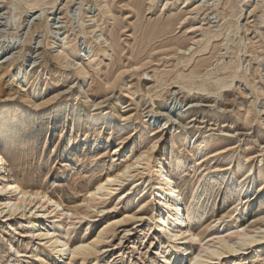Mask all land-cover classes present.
Listing matches in <instances>:
<instances>
[{
	"label": "rangeland",
	"instance_id": "obj_1",
	"mask_svg": "<svg viewBox=\"0 0 264 264\" xmlns=\"http://www.w3.org/2000/svg\"><path fill=\"white\" fill-rule=\"evenodd\" d=\"M51 1L44 0L48 4L36 13L25 8L20 14L16 6L9 4L11 0H0V74L7 71L8 60L16 57L14 68L26 64L31 70L37 65L31 70L36 74L29 76L30 83L25 87L6 76L0 77V109L4 111L21 102L19 112L34 115L25 122L28 129L7 140L1 151L13 167L12 173L19 174L27 185L44 187L62 198L64 206L72 207L66 217H75L77 209L89 213L81 222L73 220L77 225L71 227L66 238L91 242L108 226L106 221L116 223L94 255L84 259L71 255V248L64 264H166L165 242L156 233L155 220L148 219L159 208L157 194L153 197L149 190L151 184L144 191L150 181L149 167L137 166L139 171L106 203L91 209L84 200L90 185L104 177L107 170L133 161L152 144H157L153 154L167 149L174 159H184V169L176 179L186 193L190 209L199 201L206 204L210 200L206 211L193 224L204 231L201 238L216 236L232 226L236 229L258 208L257 201L261 204L264 200V193L260 198H255L258 193L255 197L252 194L264 181V177H258L259 166L264 162V0H57L49 4ZM39 19L47 20V26L23 43ZM19 20H25L20 29L16 25ZM231 23L235 25L230 27ZM204 30H220L207 49H203ZM51 31L56 33L52 35ZM52 36L63 38L53 49L51 44L47 45L53 41ZM66 38L73 48H78L77 54L64 44ZM112 44L114 49L104 56L101 48ZM64 51L69 57L57 60L55 56H64ZM77 62L86 69L82 79H77ZM68 63L70 66L66 67ZM199 63L203 64L198 66ZM236 64L242 66L237 73L247 77L235 79L228 89H219L215 77H229ZM223 66L227 68L221 69ZM197 67V78L186 80L205 83L210 91L189 90L180 84L181 78H176L177 73L189 75ZM162 73L166 79L157 81L156 75ZM81 83L85 87L81 88ZM37 86L45 89L43 98L58 93L67 98L33 113L34 105L27 100H34ZM150 89L155 93L152 96L148 95ZM166 99L168 107L163 109L161 103ZM116 101L120 102V109ZM95 102L101 104L94 105ZM96 108H100L97 113L104 112V121L122 122L131 117L138 123L118 131L107 123L94 126L87 113ZM180 108L187 111L181 117L177 115ZM152 109L154 112H149ZM71 110H75V118L66 119ZM175 114V122L162 131L168 116ZM179 119H184L183 125L177 123ZM86 129L88 133H84ZM169 138H173V144L168 145ZM121 140L127 142L128 148L124 154L112 157V148ZM250 161L258 170L251 176L256 181H248L247 193L229 191L233 184L243 180L238 165ZM132 180H138L135 188L120 195ZM210 185L218 188L208 194L201 191ZM144 197H149L150 204L137 210ZM98 207L106 209L97 212ZM241 207L236 220V209ZM132 213L137 217H130ZM222 215L226 221L221 229L206 228L209 221ZM51 221L44 216L41 223L55 229ZM25 230L27 226L21 219L10 221L0 216V264L51 261L46 242ZM198 244L199 241L195 245ZM187 263L185 260L183 264ZM211 264H264V248L256 253L224 255Z\"/></svg>",
	"mask_w": 264,
	"mask_h": 264
},
{
	"label": "bare ground",
	"instance_id": "obj_2",
	"mask_svg": "<svg viewBox=\"0 0 264 264\" xmlns=\"http://www.w3.org/2000/svg\"><path fill=\"white\" fill-rule=\"evenodd\" d=\"M56 1L57 0H52L51 2H49V4H55ZM9 4L16 6L21 11L20 14H22L25 8H28L33 13H36L38 11V8H41V6L48 3H45L44 0H11V3ZM232 12L233 10H231L229 14L230 15L233 14ZM24 21L22 22L20 20L19 22L17 21L16 23L17 28L20 29L24 25L23 24ZM46 21L44 19L38 22L35 21L31 27L32 28L31 34H29V36H27V38L24 39L23 43L28 42L29 39L31 40L33 38V34L39 28L42 29L41 27H43L48 23ZM27 25L28 24H26L25 28L27 27ZM234 25H235L234 23H231L230 27H233ZM49 30L50 27L48 31ZM218 31L217 32H213L211 30L203 31V38H202V42L204 45V46L202 45L204 47L203 49H207L211 41L220 35ZM55 33H56L55 31H51L52 35H54ZM51 38H54L51 39L53 41H48L47 39H45L46 41L49 42V43L46 42V44L47 43H48L47 45L51 44V47L56 43L60 45V42L63 41L61 40L63 38L56 39L55 36L54 37L52 36ZM64 41H65L64 44L67 45V48L73 54L78 53L79 51L78 48H73L68 43L67 38ZM58 45L57 47H59ZM243 45L244 43L239 45L240 53L242 52ZM114 47L115 46L112 44V45H107L104 48H101L102 54L104 56H109L110 52H112L111 50L114 49ZM53 48H55V46H53L51 49ZM55 57L57 60L67 59L69 57V54L66 53L64 56L57 55ZM17 60H18L17 57L15 58V60H11V61L8 60L9 64L5 67L7 71L5 73L3 72L4 74H0L1 75L0 77L6 76L9 78V81L15 82L17 83V85L19 84L25 87L27 84L30 83L29 76L36 74V73L32 74L31 70L36 69L37 65L33 66L31 70L28 69L29 65L26 66V64H20L17 68H14V63ZM69 63L66 67L70 66ZM188 63L189 62H186V64ZM202 64L203 63H199L198 66H201ZM76 65H78V67H76L77 79H82L83 75L86 73V69L79 62H77ZM241 67L242 66L240 64H236L234 67H232L234 68V71L233 74L230 75L229 77L216 76L215 85L218 86V88L221 90L228 89L232 86L235 79L237 78L242 79L247 77V75L244 73L242 74L237 73ZM198 68L199 67L195 68L189 75H185L183 72L177 73L176 78L178 77L181 78L183 81H181L180 84L189 90H193L194 88H197L198 90L201 91H210L211 89L205 83H196L190 81L191 79L197 78V75L200 74ZM225 68H227V66H223L221 69H225ZM230 77L232 78V81L229 80ZM209 78L213 79V77L211 76ZM156 79L157 81H160V80H165L166 78L164 76V73H162L156 75ZM186 79H190V80L187 81ZM79 86L82 88L84 86V83H81V85ZM44 92L45 89H40L37 86L34 92V100L33 101L27 100L29 104L34 105L35 109L33 110L34 111L33 113L37 112L41 107H50L56 104L58 101L67 98V95H62L58 93L54 97L48 96L49 98L46 99L45 97L47 96H45L44 98L42 97V94ZM152 92L153 90L150 89L148 91V95L152 96L155 94V93L153 94ZM100 104L101 103H97V102L94 103V105H100ZM115 104L119 109L122 107L119 101H116ZM167 104H168V100L166 99L161 103V108L166 109L168 107ZM21 107H22L21 102H18L11 106H8L6 110L4 109V111L2 110V108L0 109L1 111L0 112V216L8 218L10 219V221L21 219L22 224L24 226H27V230H25L26 234L32 236L36 235L40 238L41 242H46L47 250L50 252L51 255L50 262L48 260L47 261L44 260L46 262H49L47 264L66 263L65 260L71 254V252H69L71 248H74L71 249L73 250V254L71 255H77L83 257L84 259L85 258L87 259V257L89 258L91 255H94V251H96L101 241H103L104 238L107 237L106 235L113 232L114 227H116L115 225L116 223L108 224V222L106 221L105 225L108 226H106L104 230L101 233H99L98 236L95 239H93V241L91 242L88 241L76 242L73 240L74 238L73 239L66 238L68 232L72 230L71 227L74 224H76L73 220L78 219L81 222L82 218L84 219L85 216L87 217L89 213L85 214L77 209L76 213H73L75 217L73 218L66 217L65 214L68 211L70 212L72 210V207H70V205L64 206V203L61 200L62 198L60 199L59 197H56L54 194L49 193L47 190L44 189V187L36 188L35 185H27L24 182V179L19 176V174H17L16 172L12 173L13 167L12 166L10 167V165H8V159L6 155L1 151V149L6 145L7 140H11L12 138H14L17 132H19L22 129H26V130L28 129L27 128L28 125L25 124V122H27V120L33 117L34 115L19 112L21 110ZM98 109L100 108H96L94 112L87 113L90 122H93L95 124L94 126L96 125L103 126L104 124L107 123L112 127H115V129L118 131L125 128L131 123L133 124L138 123L134 120L132 121L131 117L123 118L122 122L118 120L104 121L103 120L104 112L97 113ZM74 111L75 110H71L70 111V113H72L71 116L69 115L70 117H66V119L69 118L74 119L75 118ZM149 112H154V110L152 109ZM186 112L181 111L180 108L177 110V115L181 117L184 116ZM55 116L60 117L58 114ZM174 117H176V114L173 116H168V120L164 123V126L162 127V131H165L167 128H169L170 122L171 124L175 122ZM177 123L183 125L184 119H179ZM78 126L80 127L81 125ZM115 129L113 128L111 130H115ZM84 133H88L87 129ZM167 141H170L168 145L174 143L173 138H169ZM156 147L157 144H152L149 148L140 152L133 161H125L122 166L120 167L117 166V168H114L110 171L107 170L106 175L104 177L97 179L95 183L90 185V188L87 186V188H89L87 192L89 195L86 196L84 200L88 202V208L91 209L93 207L96 208L97 206L106 203L110 195L114 194L116 190H119L127 181H129L130 178H132L135 175L134 173L139 171L136 168L137 166L145 165L150 169V179H149L150 181L148 182L144 191H146L151 184L149 190H152L153 197L154 195L156 196L157 194L158 202H159V208L157 210L156 215L154 217L152 216L153 218L150 217L148 219L149 221L152 219L155 220L157 226L156 233L165 242L167 251L163 256V261L166 264H183L185 260H188L187 264H211L212 261L218 258L220 259L224 255L232 256L233 254L236 253H248V252L256 253L262 250V248H264V200L261 202V204H259V202L257 201L258 208H256L254 212H251V214L247 217V219H245L243 222L238 224L235 227L236 229H234V226H232L226 232L223 233L220 232L216 236H212V234L206 235L202 239L201 236L204 235V231L200 230V226L197 227L195 225L196 226L195 227L193 224L197 222L196 220L199 216H201L202 212H204L203 210H205L208 207V202L210 200L206 204H200L199 201L197 204L194 205L195 207L193 209H190L191 206H189V200L186 197V193H184L179 188V184L176 179V175L181 170L184 169L185 166L184 159H182L181 157H177L174 159L171 156V153L167 151V149H163L161 151H158L156 154H153L152 151ZM126 148H128L127 142L125 140L119 141L112 148L113 151L112 157H117L118 155L124 154ZM255 166L256 165L251 161L248 164L243 165L242 163V165H238L237 169L240 173L242 172L241 176L243 180L239 184H233L232 188L229 187L230 188L229 191H238L240 195L242 193H247L249 188L248 181L251 180L254 181L255 180L254 177L251 176L258 171V170L255 171L256 168ZM263 168H264V162H262L259 166L258 177L260 179L264 177ZM208 173L209 172H207V174ZM137 182L138 180H132V182L129 185L127 184L128 186L125 187V190H123L122 193H120V195L129 193L128 189L130 187L133 188L137 184ZM258 185H260V188H257V190H255V192L252 193L254 197L258 193V196H256L255 198H260V195L264 193L263 190L264 181L261 180L260 184ZM215 188L218 187L216 185L205 186L201 189V191L208 194L210 190H214ZM139 194H141V191H139ZM148 198L149 197H144L142 200L138 202L139 209L137 210L144 209L148 204H150ZM104 209L106 208L98 207L97 212H102L104 211ZM240 210H242V207L236 209V211L238 212L236 215V220L239 219ZM20 215L21 217L19 218L18 216ZM130 215H131L130 217H137L135 213L134 214L132 213ZM44 216H47V218L52 220L50 223L55 224L56 226L55 229L50 228V226L42 225L41 220L43 219ZM217 217L213 218V220L209 221V223L207 222L208 224L206 228L221 229L226 219L223 218L224 215L218 218ZM67 219L68 221H66ZM124 221H127V219L125 218ZM208 236H212V237L209 240L205 241ZM198 241L199 244L196 246L195 244ZM37 256L39 258L41 257V255H37Z\"/></svg>",
	"mask_w": 264,
	"mask_h": 264
}]
</instances>
